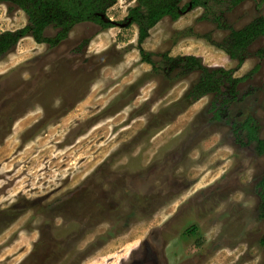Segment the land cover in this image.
Returning a JSON list of instances; mask_svg holds the SVG:
<instances>
[{"label":"rangeland","instance_id":"rangeland-1","mask_svg":"<svg viewBox=\"0 0 264 264\" xmlns=\"http://www.w3.org/2000/svg\"><path fill=\"white\" fill-rule=\"evenodd\" d=\"M135 1L106 11L113 28L76 25L55 48L26 37L0 60V264H264V154L230 126L251 116L264 139V37L236 59L210 45L264 0H181L141 45L119 27ZM26 25L0 5V33ZM187 56L245 77L229 124L215 93L177 104L199 74L181 75Z\"/></svg>","mask_w":264,"mask_h":264},{"label":"trees","instance_id":"trees-1","mask_svg":"<svg viewBox=\"0 0 264 264\" xmlns=\"http://www.w3.org/2000/svg\"><path fill=\"white\" fill-rule=\"evenodd\" d=\"M181 0H136L132 8H128L125 23L137 26V42L141 45L148 37L149 31L154 28L163 18H170L177 21L180 15L188 7H179ZM9 3L17 7L25 16L27 25L22 29L0 33V60L9 54L22 40L29 37L35 44H43L48 48H55L67 39L71 29L79 24L90 23L100 26L102 30L114 27V23L108 21L106 11L117 3V0H0V5ZM194 8L196 0L190 3ZM48 29L54 30L52 37L45 36ZM191 34V33H190ZM264 37V17H257L240 30H230L229 34L220 44H210L222 51L230 59L245 52L248 47L258 38ZM140 56L143 52L138 48ZM258 56L264 57V51H260ZM164 59L167 62L175 63V60ZM179 61V60H177ZM181 75H186L198 71L197 80L185 91L182 99L178 101L194 104L203 96L215 93L220 99L218 110L214 112L213 120H221L230 123L227 118L229 105L236 102L237 86L245 77L234 79L233 71L224 69H209L202 65L200 59L195 56H187L182 60ZM142 62H146L142 57ZM241 63L238 64V66ZM245 97H242L244 100ZM232 133L236 137L238 144L244 146L255 143L256 153L264 154V139L257 138V126L255 119L251 116L237 124H230ZM245 135L246 142H242L238 133ZM257 193L260 196L257 217L264 219V175L256 184ZM85 224V223H84ZM86 225V224H85ZM191 233L195 229H191ZM264 246V239L261 240Z\"/></svg>","mask_w":264,"mask_h":264},{"label":"water","instance_id":"water-1","mask_svg":"<svg viewBox=\"0 0 264 264\" xmlns=\"http://www.w3.org/2000/svg\"><path fill=\"white\" fill-rule=\"evenodd\" d=\"M135 3H136V1H135ZM108 21H110V20H108ZM110 22H112V21H110ZM112 23H114V22H112ZM114 24H115V23H114ZM115 25H116V24H115ZM126 25H127V23L120 24L119 27L124 28Z\"/></svg>","mask_w":264,"mask_h":264},{"label":"flooded vegetation","instance_id":"flooded-vegetation-1","mask_svg":"<svg viewBox=\"0 0 264 264\" xmlns=\"http://www.w3.org/2000/svg\"><path fill=\"white\" fill-rule=\"evenodd\" d=\"M245 100V99H244ZM91 227V226H90Z\"/></svg>","mask_w":264,"mask_h":264}]
</instances>
